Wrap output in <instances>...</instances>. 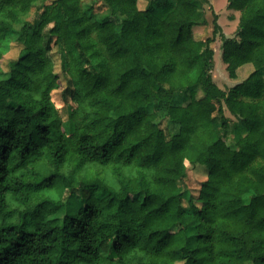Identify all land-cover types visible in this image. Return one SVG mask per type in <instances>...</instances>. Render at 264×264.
<instances>
[{
  "label": "trees",
  "instance_id": "trees-1",
  "mask_svg": "<svg viewBox=\"0 0 264 264\" xmlns=\"http://www.w3.org/2000/svg\"><path fill=\"white\" fill-rule=\"evenodd\" d=\"M206 4L0 0V264H264V0L214 14L228 90Z\"/></svg>",
  "mask_w": 264,
  "mask_h": 264
},
{
  "label": "rangeland",
  "instance_id": "rangeland-1",
  "mask_svg": "<svg viewBox=\"0 0 264 264\" xmlns=\"http://www.w3.org/2000/svg\"><path fill=\"white\" fill-rule=\"evenodd\" d=\"M97 5V11H98V17H102L104 14H106V9L99 5ZM140 8L144 7L143 2H139L138 5ZM160 10L157 11V14H160ZM214 14H216L217 23L219 24L221 28V32L225 34L227 37H234L237 29L238 24V18H239V12L233 9L227 8V0H209V4L205 5V15L207 19V24L203 26H198L194 28V34L195 37L198 39H204L206 37H213V41L210 43V47L213 50V67L211 70L213 81L216 83V85L223 89L228 90L231 86H233L236 83L241 82L244 78L247 77V75L253 70V67L250 63L244 64L240 66L236 71V77L230 78L228 76L226 65L221 59V38L220 34L217 33L214 35L213 33V18ZM34 17V9L30 11V14L27 16L28 19H32ZM11 37V40L13 41L15 39L14 34H9ZM19 52V46L15 44V42L11 43V48L6 53L0 61V66L2 70H7V64L8 61L12 58L17 57ZM55 57V70L59 71V57L58 54H54ZM200 94V92H199ZM56 105L60 108L62 105V101L58 96L54 97ZM224 112L226 116L230 117L232 120H235L233 115L224 108ZM64 116V114H63ZM65 118V117H64ZM196 178L201 177L202 175H195ZM188 187H197L196 180L191 176V178L187 181ZM15 207L14 203L12 201H9V207L7 211H10ZM63 211H60L57 213V215H61ZM6 218V222L9 221L8 217ZM4 218V219H5ZM3 219V214H0V222ZM11 219V217H10ZM13 219V217H12Z\"/></svg>",
  "mask_w": 264,
  "mask_h": 264
}]
</instances>
